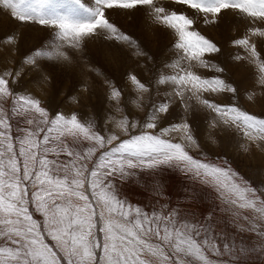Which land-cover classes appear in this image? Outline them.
<instances>
[{
	"label": "snow or ice",
	"instance_id": "obj_1",
	"mask_svg": "<svg viewBox=\"0 0 264 264\" xmlns=\"http://www.w3.org/2000/svg\"><path fill=\"white\" fill-rule=\"evenodd\" d=\"M214 23L223 10H238L255 24H264V0H173ZM95 7L83 0H0V10L21 23L33 22L56 30L55 40L34 50L25 64L36 66L40 60L71 57L62 49L80 48L87 38L103 35L105 40L127 43L138 55L145 53L138 43L109 21L106 10L135 9L146 6L155 23L171 29L177 37L174 47L182 53L172 68L173 75L161 74L159 84L176 86L175 95L184 99L191 93L216 112L221 121L243 132L249 141H264V118L235 105H219L203 98V92L235 93L236 89L219 76L206 78L190 70L200 67L224 69L204 59L219 48L192 29L194 19L168 11L159 0H95ZM251 35L264 37V28L249 29ZM14 38L8 37V42ZM255 59L264 83V61L249 37L238 39ZM188 62L189 69L181 67ZM19 73H0V264H252L264 261V247L246 244L226 231H215L213 216L193 221L176 209L151 212L121 199L114 180L137 175L136 170H156L161 166L181 167L201 183L213 187L223 207L220 212L240 233L264 238V190L239 177L231 168L195 159L185 144L165 139L171 132H182L187 143L195 144L187 123L162 129L160 135L142 131L125 117L117 124L127 139L115 133L96 131L73 113H57L53 118L41 101L30 94H17L11 87ZM131 82L139 93L149 88L135 75ZM121 93L112 88L111 98ZM191 98V97H189ZM141 95L136 103L140 107ZM252 99V96H249ZM168 105L153 107L144 129H155L159 113ZM13 118L24 121L21 135L12 132ZM18 145V149H17ZM259 147V144H257ZM69 159L62 160L61 157ZM52 157V158H50ZM31 186V187H29ZM89 192L91 195H89ZM93 201L95 203H93ZM43 217V225L30 211ZM102 234V239L96 234ZM54 242H46L44 233ZM214 257V258H213ZM224 257H227L225 259Z\"/></svg>",
	"mask_w": 264,
	"mask_h": 264
},
{
	"label": "rangeland",
	"instance_id": "obj_2",
	"mask_svg": "<svg viewBox=\"0 0 264 264\" xmlns=\"http://www.w3.org/2000/svg\"><path fill=\"white\" fill-rule=\"evenodd\" d=\"M83 2L89 7L96 6L95 0ZM159 3L168 11L183 13L193 18L195 22L192 29L219 48L218 52L206 53L204 59L223 68V72L200 67L194 62L190 70L193 69L192 71L206 78L219 76L236 89L235 93L203 92L200 95L209 100L212 98L211 101L216 104L235 105L250 114L264 118V83L260 81L262 74L249 51L235 43L238 39L248 36L250 43L256 45L259 59L264 61V37L251 35L249 31L254 27L264 28V24H254L250 18L232 9L223 10L216 22L205 23L202 15L196 14L185 5L173 0H159ZM149 13L150 9L146 6L131 10H106L109 21L136 41L144 55L136 54V48L127 43L105 40L101 34L87 38L80 48L65 46L62 50L71 57L70 61L40 60L36 66H32L25 64V58L34 50L51 45L55 40L56 30L33 22L21 23L7 11L0 10V71L18 72L19 76L12 79L13 90L17 94H30L39 99L50 118L57 113H63L65 116L75 113L81 121L91 122L95 130L105 136L115 133L121 139H127L128 136L117 127L118 122L125 117L129 122L138 123L136 129H130V135H137L142 131L160 135L162 129L187 123L190 125L195 144L187 143L182 132H171L164 138L185 144L195 159L231 168L258 190H264V141H249L242 131L224 124L216 112L205 105L199 106L200 101L195 102L196 98L190 96L191 93L186 92L185 99L181 100L175 95V85L157 82L161 74L173 75L180 71L171 65L181 58L182 53L174 47L177 41L174 32L155 23ZM7 34L8 37L14 38L12 42H8ZM181 67L188 70V62L181 61ZM130 75H135L149 91L139 93L131 82ZM112 88L121 93L118 101L111 98ZM141 95L144 96L139 101L140 107H137L134 101ZM180 102L185 103V106L182 107ZM161 103L168 105V111L158 114L155 129H144L143 124L153 107ZM188 106L196 107L197 112L201 110L202 116L209 124V127L204 125L207 129L205 132H198L192 127L189 108L185 110ZM186 114L189 115L184 118ZM191 117L193 118L192 115ZM13 120L12 125L16 126L18 137L25 124L22 119ZM61 159L69 158L62 156ZM136 171L135 176L114 180L121 199L149 212L161 208L176 209L182 215L187 214L193 221H203L211 213L216 232L224 230L237 240L242 239L246 244L264 247V238L252 233H240L234 225L226 223L229 217L220 212L223 205L215 189L201 183L192 174L182 171L181 167L161 166L156 170ZM30 211L43 225V217L35 212L34 206H30ZM94 231L102 239V234ZM46 235V242L54 245ZM252 264H264V261L256 260Z\"/></svg>",
	"mask_w": 264,
	"mask_h": 264
},
{
	"label": "bare ground",
	"instance_id": "obj_3",
	"mask_svg": "<svg viewBox=\"0 0 264 264\" xmlns=\"http://www.w3.org/2000/svg\"><path fill=\"white\" fill-rule=\"evenodd\" d=\"M7 37H8V34H7ZM258 47V46H257ZM260 48V47H259ZM245 49V48H244ZM258 52V51H257ZM137 54V53H136ZM260 55V54H259ZM208 57V56H207ZM4 59V58H3ZM5 59H6V56H5ZM8 59V58H7ZM9 60V59H8ZM193 64V63H192ZM197 65V64H196ZM195 65V66H196ZM3 67V66H2ZM198 67V66H197ZM4 68V67H3ZM196 68V67H195ZM186 70V69H185ZM193 70V69H192ZM3 71V70H2ZM2 71H0V72H2ZM135 71V70H134ZM141 75V74H140ZM13 85V84H12ZM171 90V89H170ZM187 95V94H186ZM144 96V95H143ZM168 96V95H167ZM191 96V95H190ZM202 96V95H201ZM184 99H185V97H184ZM186 99H187V97H186ZM195 99V98H194ZM194 99H192V100H194ZM211 100H212V98H210ZM182 100V99H181ZM198 99H196V101L195 102H198L197 101ZM177 102V101H176ZM182 102V101H181ZM180 102V103H181ZM184 102V101H183ZM172 103H174L173 101H172ZM190 102H188V104H189ZM182 104V103H181ZM185 104V103H184ZM184 104H182L181 106L182 107H184L185 105ZM191 105V104H190ZM198 105L199 106H203V104L202 103H199L198 102ZM177 106V105H176ZM198 106V107H199ZM194 107V106H193ZM177 108L179 109V106H177ZM187 108H189V112L188 113H190V115L189 114H186V115H184L183 117L184 118H186L188 115H189V118L192 120V127L195 129V130H197L198 132H201L202 130L205 132L207 129L205 128L206 126H208L209 127V124H208V121H206L205 119V117H203L202 116V113L200 112L201 110H199V112H197L198 111V109L196 108V107H194V108H192V107H190V106H188V107H185V110L187 109ZM192 108V109H191ZM207 108V107H206ZM183 112H185L184 110H183ZM183 112H182V114H183ZM203 112V111H202ZM203 113H205V112H203ZM185 114V113H184ZM191 115L193 116V118L191 117ZM200 119H202V121H200ZM185 120V119H184ZM14 121V120H13ZM12 121V122H13ZM205 121V122H204ZM213 121V120H212ZM12 124H14V122L12 123ZM204 125H206V126H204ZM12 130H13V135L14 136H16V126L15 125H12ZM193 130V129H192ZM203 133V132H202ZM199 134V133H198ZM197 134V135H198ZM201 137H203V136H201ZM223 138H225V137H223ZM202 139V138H201ZM201 141V140H200ZM47 234V233H46ZM45 233H44V236L46 235ZM46 237H48L47 235H46Z\"/></svg>",
	"mask_w": 264,
	"mask_h": 264
}]
</instances>
